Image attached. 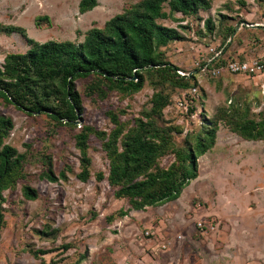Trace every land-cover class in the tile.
Returning a JSON list of instances; mask_svg holds the SVG:
<instances>
[{
	"label": "rangeland",
	"instance_id": "1",
	"mask_svg": "<svg viewBox=\"0 0 264 264\" xmlns=\"http://www.w3.org/2000/svg\"><path fill=\"white\" fill-rule=\"evenodd\" d=\"M80 1L0 0V23L26 33L0 31V67L8 54L30 49L27 39L80 44L90 29H103L142 0H98L85 14ZM211 1L209 10L157 20L180 35L158 51L182 77L195 75L197 85L191 80V88L146 76L138 93L123 98L113 91L102 97L87 93L92 77L79 79L83 112L76 126L0 101L2 115L15 125L5 143L26 156L23 177L3 193L0 264H264V139L246 140L232 131L246 115L264 120V0ZM163 7L170 12L168 3ZM207 19L213 32L205 26ZM230 26L236 31L223 44L221 33ZM239 61L250 69L233 71ZM254 63L262 69L251 73ZM160 91L169 102L154 121L175 149L188 151L207 118L218 122L216 143L196 158L198 178L179 199L133 210L128 199L116 198L107 179H96L99 172L108 177L109 160L95 136L88 142L91 178L78 179L82 156L75 136L85 124L109 133L115 127L110 111L127 127L139 118L147 121L152 97ZM174 160L169 152L159 163L167 168ZM50 165L57 182L43 178ZM24 186L37 191L36 200L24 197Z\"/></svg>",
	"mask_w": 264,
	"mask_h": 264
},
{
	"label": "trees",
	"instance_id": "2",
	"mask_svg": "<svg viewBox=\"0 0 264 264\" xmlns=\"http://www.w3.org/2000/svg\"><path fill=\"white\" fill-rule=\"evenodd\" d=\"M165 3L170 7L169 13L164 11ZM211 5V0H142L111 18L103 29H90L80 44L71 41L39 43L27 39L30 49L26 53L8 54L0 67V101L28 115L44 113L57 124L76 126L83 112L82 98L76 90L79 79L92 77L87 93L98 92L102 97L113 91L123 98L138 93L144 87L146 76L155 77L161 84L173 88H191L197 85L195 75L190 80L182 77L178 67L164 61L158 51L161 45L179 39L180 35L175 29L159 25L157 20L168 19L175 13L196 14L211 9ZM97 6L98 0H81L79 10L85 14ZM41 19L49 21L47 17ZM41 19L37 20L39 24ZM205 26L213 32L211 19L205 21ZM0 31L19 32L26 37L25 31L15 26L0 23ZM235 31V27L230 26L221 33L223 44L230 41ZM225 65L222 61V66ZM168 102V95L162 91L154 93L152 109L145 114L147 121L139 118L129 127L128 122L121 121L118 114L110 111L108 115L115 127L109 133L82 125L75 136L82 156L78 179L88 182L91 178L88 142L95 136L102 140L109 160L108 177L99 172L96 179H107L116 189V198L128 199L133 210L179 199L181 191L198 178L196 158L215 145L218 122L205 119L204 132L196 136L189 150L175 149L154 121L155 115H160ZM246 117L234 123L232 131L246 140L264 139V120L256 122ZM14 127L13 120L0 111V230L5 223L3 193L16 188L23 177L26 159L24 154L5 143ZM169 152H173L175 160L164 168L159 160ZM60 176L67 179L64 171ZM43 178L57 182L51 165ZM22 192L28 200L37 199V191L30 186H24ZM120 214L123 216L127 212Z\"/></svg>",
	"mask_w": 264,
	"mask_h": 264
},
{
	"label": "built area",
	"instance_id": "3",
	"mask_svg": "<svg viewBox=\"0 0 264 264\" xmlns=\"http://www.w3.org/2000/svg\"><path fill=\"white\" fill-rule=\"evenodd\" d=\"M234 66H236V69H233L234 68ZM232 69H233V71L235 70V71H242L243 72V70L244 71H248L249 69H250V67L248 66V64L247 63H244V64H241V63H235V64H233L232 65ZM255 69H262V66H260V65H258L257 63H254L253 64V69H251V72H253Z\"/></svg>",
	"mask_w": 264,
	"mask_h": 264
}]
</instances>
